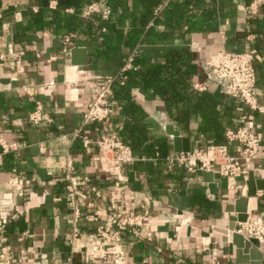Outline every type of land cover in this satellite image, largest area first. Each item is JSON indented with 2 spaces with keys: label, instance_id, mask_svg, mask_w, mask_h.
<instances>
[{
  "label": "crops",
  "instance_id": "obj_1",
  "mask_svg": "<svg viewBox=\"0 0 264 264\" xmlns=\"http://www.w3.org/2000/svg\"><path fill=\"white\" fill-rule=\"evenodd\" d=\"M168 0H165L167 3ZM208 1V0H207ZM218 28L215 31L192 33L186 41L176 34V46L185 44L198 69L193 86H214L224 96L227 113L221 109L225 131L247 126L261 134L258 156L264 153V115L249 109L240 101L224 95L218 85L206 80L203 64L211 54L223 50L231 53L254 51L252 62L256 75V101L264 106V3L251 10L255 0H216ZM225 2V3H224ZM50 1L49 8L54 9ZM38 11L34 0H0V134L18 150L0 157V222L2 237L10 248V264H110L90 258L84 249L88 236L108 219L109 196L96 197L90 189H111L115 176L101 169L95 140L113 134L126 116L123 108L103 122L83 125V115L97 85L118 71L105 60L90 62L95 44L65 41L53 27L41 28L34 22ZM66 13L71 14L72 10ZM184 17L175 9L161 8L158 28L174 33ZM85 48L87 63L71 64L70 50ZM152 45L148 50H159ZM50 85L51 88H47ZM203 90V91H204ZM201 92V91H200ZM134 102L145 113L147 136H164L175 154L166 126L172 125L182 137L190 140V153L215 146L205 136L197 134L196 124H190L191 135L176 128L160 100L149 99L141 86L132 91ZM40 104L43 120L34 125L29 114ZM50 120V121H47ZM80 131V137H75ZM82 138L91 142L87 152ZM231 155H239L240 147L225 139ZM71 155L72 175L88 178L82 185L86 199L81 206L82 217L75 224L65 196L66 156ZM135 157V156H134ZM140 162L141 169L133 164ZM150 164V165H149ZM146 167L145 169H142ZM149 167V168H148ZM126 180L115 196L128 201L133 213L149 212V220L137 234L121 233V245L127 253L126 264H206L212 250L218 252L219 264H264L256 261L245 249L232 243L229 219L233 203L246 188L248 174L254 180H264L262 159L250 162L236 177L222 175L216 165L209 170L188 172L181 166L157 164L153 158L141 156L119 169ZM216 184V196L209 189V176ZM31 180L23 196L13 199L10 178ZM34 195L35 199L29 200ZM11 204L22 215L11 220ZM264 218V197L257 191V210L248 218ZM238 226V223L236 224ZM76 229L78 235L72 237Z\"/></svg>",
  "mask_w": 264,
  "mask_h": 264
},
{
  "label": "trees",
  "instance_id": "obj_2",
  "mask_svg": "<svg viewBox=\"0 0 264 264\" xmlns=\"http://www.w3.org/2000/svg\"><path fill=\"white\" fill-rule=\"evenodd\" d=\"M50 1L56 3L54 9L49 8ZM34 2L38 7L34 17L38 27H53L72 43H94L90 62L105 60L112 62L111 68L118 69L112 77L109 100L115 103V110L123 108L126 116L113 133L136 158L146 156L157 164L166 165L169 164L167 158L173 155L166 137L146 135L145 113L131 97L132 91L139 86L149 99L160 100L164 104L176 128L191 135L189 126L196 124L195 132L214 145L224 141L221 109L224 108L223 114L228 110L224 96L204 79L201 80L206 84L204 91L193 88L198 73L193 55L185 44L176 46L173 42L174 34L186 41L192 33L215 31L218 28L216 0H168L166 4L165 0ZM91 5L99 9L108 8L109 16L104 19L101 11L85 15ZM164 5L184 17L174 33L158 28ZM157 9L159 12L155 14ZM67 10H72V13H66ZM152 45L161 48L148 50L147 47ZM129 60L131 69L122 72ZM238 125L239 122H232L229 128L235 130ZM140 165V162L133 164L141 169Z\"/></svg>",
  "mask_w": 264,
  "mask_h": 264
},
{
  "label": "built area",
  "instance_id": "obj_3",
  "mask_svg": "<svg viewBox=\"0 0 264 264\" xmlns=\"http://www.w3.org/2000/svg\"><path fill=\"white\" fill-rule=\"evenodd\" d=\"M263 3L264 0H255L251 5V10L256 11V8ZM100 11L104 19L110 14V10L106 7L99 9L95 5H91L85 15ZM158 12L159 9L155 10V14ZM65 41L67 42L68 39ZM253 59L254 51L231 53L220 50L211 54L203 64V72L206 80L216 83L224 95L234 98L249 109L264 115V106L258 105L256 101V75L252 65ZM130 69L129 60L122 72ZM111 82V77H105L97 85L83 115V125L90 122H103L114 113L115 103L109 100ZM47 88H51V86L48 85ZM193 88L199 92L204 90V86L201 84H196ZM42 120V107L40 104H36L35 109L29 114V121L34 125H38ZM75 137H80V131L76 132ZM82 140L83 146L88 152L91 142L86 138H82ZM225 140L239 145V155H231L225 145H215L195 153H175L167 160L170 166L184 167L190 173L209 170L211 165L214 164L222 175L230 177L239 176L244 168H249L250 162L253 160L260 158L264 163V153L261 157L258 156L261 144V134L259 132L251 131L247 126H241L235 130H227ZM94 143L99 151V162L102 171L115 176L116 179L111 189L93 187L90 189L96 197L104 194L109 196V216L105 224L100 226L95 234L88 236L90 244L84 249V252L92 259L108 261L110 264H126L127 253L121 245V233L129 230L133 234H137L138 229L150 218L146 209L135 214L128 201L115 196V190L121 189V182L126 180L120 174V167L134 162L135 157L131 149L117 140L113 134L101 136ZM18 148L17 144L8 143L0 134V157L10 151L18 150ZM72 167L71 155H67L64 165L66 170L65 196L73 222L76 224L82 217L81 206L86 199L82 185L88 182V178L72 175L70 173ZM30 184L31 180L29 179L10 178V191L13 199L21 198L24 189L29 187ZM34 197V195L30 196L29 200L35 199ZM23 212L17 211L15 205L11 204L9 217L13 220L22 215ZM2 229L3 225L0 222V264H10V248L5 244L6 240L1 235ZM233 232L241 234L246 240H256L260 250L264 251V218H248L246 222L238 223ZM77 235L78 231L74 229L72 237ZM206 264H219L216 249L211 251Z\"/></svg>",
  "mask_w": 264,
  "mask_h": 264
},
{
  "label": "water",
  "instance_id": "obj_4",
  "mask_svg": "<svg viewBox=\"0 0 264 264\" xmlns=\"http://www.w3.org/2000/svg\"><path fill=\"white\" fill-rule=\"evenodd\" d=\"M71 64L75 66H83L87 63L86 49L75 47L70 50ZM166 134L172 139L173 151L176 154L190 153V140L182 137L178 130H175L172 125L166 126ZM209 176V189L212 195L216 196V184L213 183L211 173H203ZM257 191L262 192L264 197V180H254L252 173L248 174L246 188L242 190L240 196L234 200L233 214L229 219L233 222L230 227L232 243L238 248L245 249L254 260L260 261L262 253L258 250V242L256 240H246L241 234L233 232L237 223L246 222L248 216L257 210Z\"/></svg>",
  "mask_w": 264,
  "mask_h": 264
}]
</instances>
